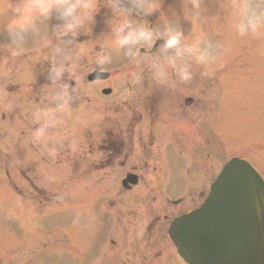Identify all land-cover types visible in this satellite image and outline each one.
Segmentation results:
<instances>
[{"label": "rangeland", "instance_id": "rangeland-1", "mask_svg": "<svg viewBox=\"0 0 264 264\" xmlns=\"http://www.w3.org/2000/svg\"><path fill=\"white\" fill-rule=\"evenodd\" d=\"M6 2L7 0H0V7ZM112 2L113 0H95L98 12L94 15L91 26L81 32L77 41L69 44L67 41L71 37H68L61 45L73 56L66 64L71 70L65 71L67 78L66 75L64 77L66 80L74 79L76 87L80 89L82 98L79 105L84 110L77 112L79 118L86 121L85 124L79 120L76 130L72 127L65 128L63 137L53 131L60 141L53 151L51 141H34L31 131L25 129L26 126H21L22 119L17 117V113L20 114L16 110L18 105L12 107L13 115L4 109V112L0 111V264H44L49 260L73 262L80 256L93 259L95 255V261H101L102 258L117 259L127 256L130 247L117 237L118 231L129 225L132 228L135 223L154 214L161 215L158 208L163 209L166 197L172 199L181 196L186 200L198 195L200 190L208 188V180L211 181L221 165L230 158L247 160L264 179V55L258 52L259 48H264V36L241 38L234 34L230 27L234 0H203L207 18L192 24L184 19L183 0H160L168 19H173L175 13L179 17L182 31L188 29L189 43L203 37L214 46H220L219 54L207 68L193 63V79L190 82H179L176 76L172 79L170 73L163 82L155 80L159 87L164 84L172 87L164 95L166 102H162L161 107L163 111L166 105L164 113L173 119L172 130L165 139L158 142L160 145L155 152L158 164L156 163L155 170L142 168L144 178L136 187L131 191H123L120 187V178L128 170L124 167L113 168L112 174H109L108 169L98 168V171L91 173L85 170L83 173L87 176V182L79 183L75 180L84 179L85 174L77 175L75 172V165L82 164L78 159L68 169L70 153L77 150L85 156L87 144L82 142L81 137H89L93 133L88 126L91 114L94 117L96 111L103 112L107 103H103L101 99H91L99 95L93 89L96 85L85 82L87 75L96 68L111 72L108 81L96 83L100 88L113 90L108 100L121 96L119 91L124 90L123 82L140 80L136 79L138 73H144L147 80H154L146 62L147 48L140 52L137 61H131L125 57L124 50L113 46L112 27L122 22L124 17L109 6ZM118 4L131 6V0H118ZM129 19L137 22L133 15ZM4 21L5 17L0 13V74H6L3 76L5 79L12 76L17 78L25 67L23 78L27 82H34L37 80L34 58L40 56V63L47 66L50 52L46 40H40L39 46H36L37 39L44 34L51 40V45H56L57 40L51 32V25L56 21L53 19L41 24L39 36L29 34L24 50L15 57L9 56V41L7 33L3 31ZM158 26L163 30L161 22ZM162 43V40L157 41L155 52L149 56H162ZM77 46L82 49L78 56ZM105 52L111 56V62L97 65V54ZM30 62L31 65H28ZM14 81L12 78L9 82ZM137 87H140V82L135 89ZM189 89L192 97H196L194 94L199 95V91L203 89L209 91L207 95L212 89L218 93L215 97L210 96L211 99L205 103L203 113L199 116L197 109H193L192 124L191 114H185V109L181 113H175L174 106L175 96L185 92L188 95ZM15 96L13 94L11 98ZM182 126L192 130L191 136H187L192 140L189 142L192 147L171 140ZM20 127L25 129L22 135ZM203 133L208 134V145L201 135ZM169 140L171 145L166 147L164 154L163 146ZM166 156L164 163L167 172L162 167V158ZM150 171H153L154 176L161 173L162 180L165 179L166 185L162 191L158 190L152 175H147ZM156 207L157 212L154 211ZM169 207L171 206L167 203L168 210ZM106 212L114 216L108 215L113 226L111 223H103ZM159 224L160 221H157L150 228V234L155 239L156 233H162ZM107 231L110 239L116 241L113 244L105 242ZM136 233L140 232L136 230Z\"/></svg>", "mask_w": 264, "mask_h": 264}, {"label": "clouds", "instance_id": "clouds-1", "mask_svg": "<svg viewBox=\"0 0 264 264\" xmlns=\"http://www.w3.org/2000/svg\"><path fill=\"white\" fill-rule=\"evenodd\" d=\"M109 6L124 17L122 22L112 27V44L124 50V55L129 60L137 61L141 49L151 48L157 41H163L160 45L162 56L146 57L154 80L165 81L171 70L179 82H190L193 79V63L207 68L219 54L220 46H214L203 37L189 43L179 26V17L173 13V19H168L162 11L160 0H131L128 8L118 7V0H113ZM97 12L95 0H7L0 7V13L5 17L3 31L7 33L10 57H15L24 50L29 34L33 37L41 34V24L53 19L56 21L51 25V32L57 44L51 45V40L48 36L46 38V45L50 48L48 79L51 87L48 103L54 106L45 107L36 113L39 127L32 132L34 141H51L53 151L60 143L59 138L53 134L58 116L71 110L72 95L75 92L70 84L60 83L64 72L71 70L66 64L73 59L61 45L68 37H71L67 41L69 44L77 41L81 32L91 26ZM133 12L146 17L160 12L159 21L163 24V30L159 26L153 27L129 19ZM206 13L203 0H183V16L191 24L205 20ZM230 27L241 38L264 36V0H234ZM77 47L78 56L82 49ZM258 52L264 55V48H259ZM110 62L111 56L106 52L97 54L95 59V63L101 66ZM74 67L73 63L72 68ZM136 79H140L139 73ZM257 210L259 212L261 209Z\"/></svg>", "mask_w": 264, "mask_h": 264}, {"label": "flooded vegetation", "instance_id": "flooded-vegetation-1", "mask_svg": "<svg viewBox=\"0 0 264 264\" xmlns=\"http://www.w3.org/2000/svg\"><path fill=\"white\" fill-rule=\"evenodd\" d=\"M40 73L41 79L34 91V101L36 100L39 103L38 106H34L30 98H27L25 101L21 99L17 102L20 107H25L30 118H33L34 128L39 127L36 121V113L46 107L39 101L48 99L49 89L51 87L48 79V71L41 67ZM141 77L142 79L134 81L135 83L140 82L138 116L136 117L134 114L135 108L134 112H130L132 107L127 102L125 106L126 112L121 116H112L109 117L110 120L106 118L100 122L96 118L93 119L95 125L93 133L89 137L84 138V140L87 138V141H85V145L87 144V147H85V156L77 150L74 152L76 160L78 159L84 163V165L79 167L80 172L87 171L88 169L94 172L96 170L98 171L99 168L101 170L108 169L109 174H112L113 168L124 167L128 168L124 177L133 173L138 176V181L140 182L144 178L142 168L145 167L155 170L154 167L158 161V156L155 152L160 145L158 142H161L162 138L165 139L172 130L171 122H173V119L168 118L164 113L166 105H164V110L161 111L162 102H166L164 95L170 92L169 89H172V87H159L155 84V80H147L144 76ZM63 79L64 81L62 83L70 84L71 88L75 89L74 93L76 94V81L66 80L65 77ZM127 83L129 82L127 81ZM128 86L129 88L132 87L130 85ZM189 92H191L190 89L188 95H185L187 93L185 92L175 96L174 106L176 107L175 113L178 111L181 113L185 109V114L189 116L191 114L192 124L193 109L195 105L196 108L198 107L200 100L198 98H192ZM176 132L172 140L180 142L181 144V141H183L182 136L189 135L190 137L192 130L180 127ZM172 135L173 133L170 136ZM189 137L185 138L186 143L191 142V138ZM167 146L170 145L166 143L165 147ZM152 172H147V175H151ZM109 177H112V175ZM152 179L156 181V177H153V175ZM122 180L123 177L120 178V182ZM165 201L166 204L164 203L165 206H163V209L158 208V212L161 215L154 214L147 219L142 218L144 220L135 223V226H131L132 228H129V225L117 232V237H120L130 247L127 250L129 255L117 257V259H113L112 257L107 259L102 258L101 261H95L96 258L85 257H81L73 262L69 260H50L44 264H175L173 247L166 237V229L171 219L195 208L196 201L193 197L187 198L186 200L167 197ZM167 203L171 206L169 210L167 209ZM154 211L157 212V207ZM160 216H162L161 219ZM157 221H160L159 230H162V233L158 235L156 233L155 239L154 235L150 234V228ZM136 230L140 233L137 234ZM109 241L110 244L116 242L112 238ZM123 247L126 246L123 245Z\"/></svg>", "mask_w": 264, "mask_h": 264}, {"label": "water", "instance_id": "water-1", "mask_svg": "<svg viewBox=\"0 0 264 264\" xmlns=\"http://www.w3.org/2000/svg\"><path fill=\"white\" fill-rule=\"evenodd\" d=\"M106 77L96 72L89 79ZM170 234L191 264H264L262 179L246 162L232 159L202 208L176 220Z\"/></svg>", "mask_w": 264, "mask_h": 264}]
</instances>
